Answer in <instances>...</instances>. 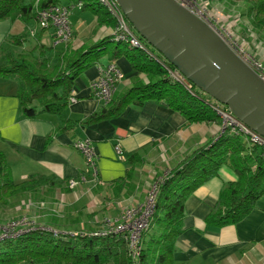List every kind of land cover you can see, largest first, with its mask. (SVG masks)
<instances>
[{"label":"trees","instance_id":"trees-1","mask_svg":"<svg viewBox=\"0 0 264 264\" xmlns=\"http://www.w3.org/2000/svg\"><path fill=\"white\" fill-rule=\"evenodd\" d=\"M63 1L68 4L63 5ZM206 1L210 7L214 0ZM227 1L246 5L242 9L244 15L256 30L264 31V0ZM55 6L69 9V22L71 11L81 8L96 15L99 24L116 26V20L100 0H0V22L20 20L26 25L23 34L8 36L0 46V77L17 80L16 95L24 117L35 119L42 113L62 115L68 107L76 78L106 56L113 60L124 56L136 75H144L146 80L116 94L102 110L85 119L83 126L118 118L128 106H143L153 100L164 102L189 124L216 122L223 125L215 109L219 102H213L190 81L184 83L172 78L167 69L176 68L140 36L145 45L143 49L116 42L112 35L93 46L72 49L68 46L73 37L70 23L71 37L61 44L64 51L54 53L56 57L52 58V49L56 46H46L43 38L47 34L55 38V31H51L55 27H39V22L41 12ZM102 8H106V14L102 13ZM128 24L132 27L129 21ZM35 27L39 30L35 31ZM31 36L37 41L32 49L35 59L12 51L15 46L22 48ZM221 130L208 144L179 161L170 174L155 178L153 213L142 232L138 255L129 248L127 232H109L106 224L96 228L88 225L87 230L71 232L49 226L18 227L25 222L11 224L17 232L10 235L6 232L9 227L4 230L5 236L0 238V264H174L177 239L184 232L186 201L198 187L216 177L223 166L231 168L238 179L224 185L217 207L205 220L207 227L222 228L241 222L256 208L258 200L264 198V159L260 147L249 144L242 133H233L228 128L223 131V126ZM125 157V176L107 184L113 186L117 198L129 199L135 192L137 165L141 166L143 156L137 151ZM88 179L96 181L91 174ZM42 187L72 192L69 181L56 176H33L16 183L4 154L0 153V201L3 204H9L22 194L37 193Z\"/></svg>","mask_w":264,"mask_h":264},{"label":"crops","instance_id":"crops-1","mask_svg":"<svg viewBox=\"0 0 264 264\" xmlns=\"http://www.w3.org/2000/svg\"><path fill=\"white\" fill-rule=\"evenodd\" d=\"M88 24L80 26L70 48L86 47L87 40L97 43L113 32L112 26L99 24L97 18ZM25 29L20 20L0 22V46L8 36H19ZM52 40L49 34L43 38L45 44ZM110 63L117 64L123 73L116 94L146 80L144 75H136L124 56L116 60L106 56L75 79L73 90L77 102H69L62 115L42 113L35 119L23 116L16 95L17 80L0 77V153L5 156L12 177L17 176L19 182L33 176H56L64 181L81 179L88 165L75 144L89 140L96 154V180L100 184L112 183L125 176L127 164L123 156L127 154L138 151L144 159L155 152H164L171 159L181 161L220 134L221 124H189L180 113L155 100L143 106L130 105L118 118L83 126L85 119L106 105L94 97L92 84L99 77L100 68ZM65 126H69L67 130ZM237 179L231 168L223 166L216 177L188 198L184 232L177 239L174 264H264V198L258 200L250 215L235 225L214 228L205 224L218 205L224 185ZM86 182L79 186L83 183L85 186ZM71 190V194L76 193L75 189Z\"/></svg>","mask_w":264,"mask_h":264},{"label":"rangeland","instance_id":"rangeland-1","mask_svg":"<svg viewBox=\"0 0 264 264\" xmlns=\"http://www.w3.org/2000/svg\"><path fill=\"white\" fill-rule=\"evenodd\" d=\"M178 1L210 26L214 27L220 34H228L241 49L248 51L256 60L264 64V31L256 30L244 15L242 9L246 5L227 0H214L210 2L211 6L209 7V3L207 4L206 0ZM67 4V1H63V5ZM102 13L106 14V8H102ZM96 18L97 16L92 14L91 11L85 12L81 8H74L71 11L70 17L73 30L72 39L76 38V36L78 37L77 33H79V28L83 23L91 24V22L96 21ZM51 31H55L56 33L55 28ZM114 31L115 28H113L111 35L114 34ZM133 31L136 33L134 29ZM32 35L35 36V33ZM136 35L139 36L137 33ZM33 36H31L32 38L22 48L18 49L15 46L12 51L14 53L20 52V54L25 55L31 60L35 59L33 55L35 52L32 49L37 45V41L34 40L35 38ZM55 41L56 38H53L52 43H48L46 46H56L55 49H52V54L62 53L64 49H61V44L57 45ZM85 43L87 48L93 46L96 42H88L87 40ZM69 45H71V42ZM10 48L12 47L10 46ZM52 56L54 58L56 54ZM213 102H215L214 99ZM226 128L233 132L230 127ZM171 158L164 152H155L150 157L144 158L141 166L137 165V176L134 180L136 184L135 192L129 199L123 197L117 198L114 195L113 186L111 187L110 184L105 183L99 185L96 180L97 178L95 179L96 181H90L87 178L88 182L85 183V186L83 183L81 186L75 188L76 195L62 191V189L51 190L48 187H42L37 193L22 194L15 197L9 204H3L0 201V238L5 236L4 230L8 227L10 230L7 229L6 232L10 235L11 232H17V229L12 228V225H22L25 222V225L18 227L25 228L37 225L47 228L49 226L58 231L78 232L83 229L87 230L88 225L94 228L103 226L107 220L111 224L114 222L116 226H120L117 224H122L120 218L123 214H126L132 208H138L137 206L143 204L153 190L156 191L157 185L154 183L155 178L170 174L175 165H177L176 163L179 160L176 161ZM125 159L126 157L123 156L124 161ZM91 171L93 170L91 169ZM13 180L16 183L21 181L17 176H13ZM95 184L97 185L94 189ZM131 199H134L132 203L129 202ZM109 229L114 228L110 227Z\"/></svg>","mask_w":264,"mask_h":264},{"label":"water","instance_id":"water-1","mask_svg":"<svg viewBox=\"0 0 264 264\" xmlns=\"http://www.w3.org/2000/svg\"><path fill=\"white\" fill-rule=\"evenodd\" d=\"M133 29L191 83L264 137V81L178 0H117Z\"/></svg>","mask_w":264,"mask_h":264},{"label":"built area","instance_id":"built-area-1","mask_svg":"<svg viewBox=\"0 0 264 264\" xmlns=\"http://www.w3.org/2000/svg\"><path fill=\"white\" fill-rule=\"evenodd\" d=\"M100 2L107 8L111 16L116 20L115 31L112 35V38L116 42L128 43L131 48L143 49L145 45L142 44L141 40L133 31L132 27H130V25L128 24V20L121 10L118 1L100 0ZM69 14V9L64 6H55L42 11L40 14L41 27L46 28L50 25H53L55 27V42L57 45L62 44L64 41H67L71 36ZM213 29L215 30L214 27ZM216 32L223 38L229 48L264 81V64L261 61L256 60L248 51L241 49L228 34L224 35L222 33L220 34L218 31ZM167 70L170 76L175 80L188 83V80L177 69L171 70L168 68ZM122 80L123 73L115 63H110L106 67H101L99 77L92 84L94 97L103 102V104L107 105L115 97L118 86L122 82ZM188 87L191 86L188 84ZM69 102L71 104L77 102V99L74 96V90H72ZM215 109L224 124L223 131L226 127H230L234 133H242L243 135H245L249 144L260 147L262 151V157L264 159V137L238 120L227 106L219 103V105L215 106ZM75 147L83 152L86 157L89 169L94 170V172L96 173V154L89 140L78 141L75 144ZM80 178L81 179H71L69 181V188L75 189L81 182L86 181L85 176H81ZM155 196L156 191L153 190L151 195L146 198V201L143 203L144 206L142 208H132L128 210L121 220L122 224H117L120 226L109 230V232L112 230L115 232H127L129 248L134 255H138L141 250V235L149 224L148 220L153 212ZM112 224L109 220H107L106 225L109 228L112 227Z\"/></svg>","mask_w":264,"mask_h":264},{"label":"bare ground","instance_id":"bare-ground-1","mask_svg":"<svg viewBox=\"0 0 264 264\" xmlns=\"http://www.w3.org/2000/svg\"><path fill=\"white\" fill-rule=\"evenodd\" d=\"M38 30H39V28L35 27V31H38ZM70 37H71V36H70ZM78 150H79V149H78ZM90 174L93 176L94 179H96L97 176H98V175H97V170H96V173H95L94 170L91 171V170L89 169V167H88L87 172H86V174L84 175L85 178H86V180H88L87 178H88V176H89ZM143 206H144V204H141L140 206H137V207H138V208H142ZM152 213H153V212H152ZM123 216H124V214H123ZM123 216H122V217H123ZM122 217H121V218H122ZM121 218H120V219H121ZM150 219H151V216L149 217V220H148L149 222H150Z\"/></svg>","mask_w":264,"mask_h":264}]
</instances>
